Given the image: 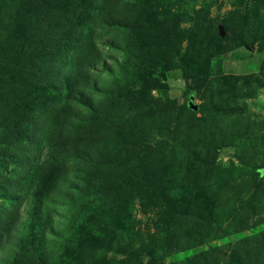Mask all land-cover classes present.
Here are the masks:
<instances>
[{"label": "rangeland", "instance_id": "374dc122", "mask_svg": "<svg viewBox=\"0 0 264 264\" xmlns=\"http://www.w3.org/2000/svg\"><path fill=\"white\" fill-rule=\"evenodd\" d=\"M0 264H264V0H0Z\"/></svg>", "mask_w": 264, "mask_h": 264}, {"label": "water", "instance_id": "95a60500", "mask_svg": "<svg viewBox=\"0 0 264 264\" xmlns=\"http://www.w3.org/2000/svg\"><path fill=\"white\" fill-rule=\"evenodd\" d=\"M191 107H192V109H193L194 111L197 110V106H195V105H191Z\"/></svg>", "mask_w": 264, "mask_h": 264}]
</instances>
